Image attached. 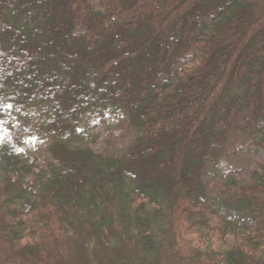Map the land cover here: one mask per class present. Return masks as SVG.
<instances>
[{
  "label": "trees",
  "instance_id": "trees-1",
  "mask_svg": "<svg viewBox=\"0 0 264 264\" xmlns=\"http://www.w3.org/2000/svg\"><path fill=\"white\" fill-rule=\"evenodd\" d=\"M0 114V264H264V0H0Z\"/></svg>",
  "mask_w": 264,
  "mask_h": 264
},
{
  "label": "rangeland",
  "instance_id": "rangeland-1",
  "mask_svg": "<svg viewBox=\"0 0 264 264\" xmlns=\"http://www.w3.org/2000/svg\"><path fill=\"white\" fill-rule=\"evenodd\" d=\"M93 125L95 126L93 136L96 137V142L92 147L96 150L120 148L129 140L126 127L111 116L98 117L93 120ZM17 138L25 144L24 151L29 162L34 163L38 168H43L49 158L48 142L32 134L25 122L16 124L12 129L7 127L0 129V142H8L12 145ZM229 152L225 160L226 172L244 180H248L255 165L264 160V149L242 139L235 141ZM26 181L31 182L32 176H28ZM215 183L214 181L211 184L214 189L219 187Z\"/></svg>",
  "mask_w": 264,
  "mask_h": 264
},
{
  "label": "snow or ice",
  "instance_id": "snow-or-ice-1",
  "mask_svg": "<svg viewBox=\"0 0 264 264\" xmlns=\"http://www.w3.org/2000/svg\"><path fill=\"white\" fill-rule=\"evenodd\" d=\"M3 114H0V116H2Z\"/></svg>",
  "mask_w": 264,
  "mask_h": 264
}]
</instances>
